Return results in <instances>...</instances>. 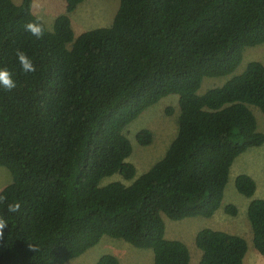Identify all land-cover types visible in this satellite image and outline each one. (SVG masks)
<instances>
[{
    "label": "trees",
    "instance_id": "1",
    "mask_svg": "<svg viewBox=\"0 0 264 264\" xmlns=\"http://www.w3.org/2000/svg\"><path fill=\"white\" fill-rule=\"evenodd\" d=\"M84 1L65 0L49 30L34 0H0V68L17 84L0 88V167L13 179L0 194L21 206L0 205L8 221L0 264H67L106 236L152 250L155 264H191L189 247L166 237L165 218H212L235 161L264 145L252 110L264 114L262 62L200 94L206 78L233 75L245 50L264 44V0H120L110 26L76 37L70 15ZM38 18L42 39L23 27ZM17 49L34 73L22 71ZM170 96L179 102L177 137L138 176L126 129ZM137 141L151 145L152 132ZM115 175L131 183H104ZM235 187L252 199V243L264 257V199H254L250 175ZM195 243L199 264H245L249 249L245 238L210 228ZM96 264L120 261L107 254Z\"/></svg>",
    "mask_w": 264,
    "mask_h": 264
},
{
    "label": "rangeland",
    "instance_id": "2",
    "mask_svg": "<svg viewBox=\"0 0 264 264\" xmlns=\"http://www.w3.org/2000/svg\"><path fill=\"white\" fill-rule=\"evenodd\" d=\"M20 4L22 0H13ZM120 0H85L70 17L76 37L80 34L96 29L108 27L112 24L119 9ZM33 10L43 20L49 30L54 27L55 20L66 13L65 0H34ZM254 61L264 64V44L247 48L241 65L233 75L222 78H206L200 90L204 94L209 89L221 87L231 78L242 74L247 66ZM257 118L259 131L264 133V114L257 107H252ZM179 102L177 96H170L146 110L138 119L126 129L133 152L128 161L137 168L138 176L146 173L167 153L179 130ZM149 130L153 134V141L149 146H141L137 135L142 130ZM241 174L250 175L257 183L254 199H264V145L252 148L242 154L234 163L230 181L228 183L223 205L216 214L209 219L189 218L182 221H166V237L183 241L190 249L191 264H199L202 252L197 248L195 240L199 231L210 228L238 235L246 239L249 249L245 264H264V257L253 247V234L248 219V206L252 199L241 195L235 187V179ZM12 175L5 167H0V193L12 183ZM122 181L130 184L121 176L115 175L106 179L104 183ZM229 205L237 208V215L226 212ZM116 256L120 264H155L152 250L141 249L120 240L104 237L101 242L85 254L67 264H96L104 255Z\"/></svg>",
    "mask_w": 264,
    "mask_h": 264
},
{
    "label": "clouds",
    "instance_id": "3",
    "mask_svg": "<svg viewBox=\"0 0 264 264\" xmlns=\"http://www.w3.org/2000/svg\"><path fill=\"white\" fill-rule=\"evenodd\" d=\"M23 27L26 32H29L37 39H42L46 32L45 25L39 18L35 21L27 22ZM15 54L24 73H34L36 71L33 60L24 51L17 49ZM16 87L17 84L13 79L12 73L6 68H0V88L10 92ZM7 201L8 197L5 194H0V205L7 204V211L10 213L19 212L21 207L19 202L7 203ZM6 228H8V221L3 216H0V240L4 238Z\"/></svg>",
    "mask_w": 264,
    "mask_h": 264
}]
</instances>
